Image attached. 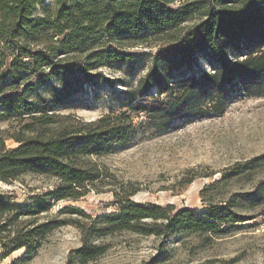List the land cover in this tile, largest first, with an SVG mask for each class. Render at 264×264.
Listing matches in <instances>:
<instances>
[{
	"label": "trees",
	"instance_id": "obj_1",
	"mask_svg": "<svg viewBox=\"0 0 264 264\" xmlns=\"http://www.w3.org/2000/svg\"><path fill=\"white\" fill-rule=\"evenodd\" d=\"M43 1L0 0V123L5 125L0 184L27 175L56 183L27 204L13 191L0 190L3 257L21 249L35 255L66 225L83 236L68 264H85L107 249L93 243L98 237L121 232L217 237L249 221L237 212L238 201L205 202L204 212H197L137 203L132 198L139 191L123 186L114 191L117 213L93 220L73 206L52 212L103 182L105 174L93 159L132 143L144 123L135 126L131 117L165 132L176 121L223 116L238 90L245 97H263L264 0H57L54 11ZM153 43L162 45L155 54L130 51ZM200 61L211 71L195 72ZM116 67L145 74L132 85L112 82L103 70ZM99 83L125 88L109 114L85 122L64 112L86 86ZM8 142L17 146L9 148ZM263 160L249 161L241 170L238 165L210 187ZM256 197L250 203L262 200L264 190Z\"/></svg>",
	"mask_w": 264,
	"mask_h": 264
},
{
	"label": "rangeland",
	"instance_id": "obj_2",
	"mask_svg": "<svg viewBox=\"0 0 264 264\" xmlns=\"http://www.w3.org/2000/svg\"><path fill=\"white\" fill-rule=\"evenodd\" d=\"M43 5L54 11L60 3L44 0ZM161 46L153 43L130 51L155 54ZM196 68L195 72L211 71L204 61ZM103 71L110 81L125 80L131 85L145 74L143 70L129 75L118 67ZM122 90L125 88L120 84L114 88L105 83L86 86L76 105L64 112L85 122L96 121L115 109L117 93ZM233 94L223 116L176 121L165 132L150 127L144 118L131 117L135 126L144 123L132 143L93 159L105 174L103 182L78 202L59 203L52 216L65 206L79 208L93 220L117 213L114 191L123 186L139 191L132 198L137 203L197 212H204L205 202L238 201L237 212L249 221L217 237L196 233L143 236L133 232L98 237L93 243L107 249L85 264H264V198L250 203L264 190V160L250 170L243 169L240 177L210 187L224 174L230 176L238 165L241 170L249 161L264 156V96L245 97L240 90ZM0 127L5 125L0 123ZM7 145L17 146L13 142ZM55 184L43 176L27 175L12 185L0 184V190L13 191L18 202L27 204L32 195L50 190ZM82 245L81 232L66 225L54 231L35 255L28 256L21 249L3 257L0 246V264H68Z\"/></svg>",
	"mask_w": 264,
	"mask_h": 264
}]
</instances>
